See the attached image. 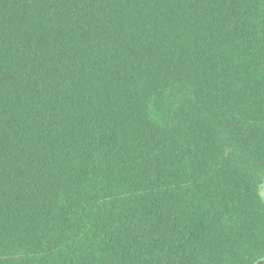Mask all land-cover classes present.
Returning <instances> with one entry per match:
<instances>
[{"label": "trees", "instance_id": "obj_1", "mask_svg": "<svg viewBox=\"0 0 264 264\" xmlns=\"http://www.w3.org/2000/svg\"><path fill=\"white\" fill-rule=\"evenodd\" d=\"M264 0H0V264H264Z\"/></svg>", "mask_w": 264, "mask_h": 264}, {"label": "rangeland", "instance_id": "obj_2", "mask_svg": "<svg viewBox=\"0 0 264 264\" xmlns=\"http://www.w3.org/2000/svg\"><path fill=\"white\" fill-rule=\"evenodd\" d=\"M261 194H262L263 197H264V182H263V184H262V186H261Z\"/></svg>", "mask_w": 264, "mask_h": 264}]
</instances>
